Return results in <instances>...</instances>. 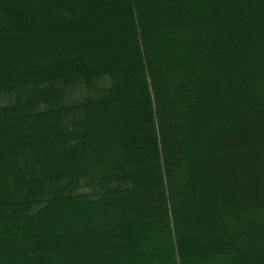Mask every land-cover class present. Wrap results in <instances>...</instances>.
Returning <instances> with one entry per match:
<instances>
[{"label": "trees", "instance_id": "trees-1", "mask_svg": "<svg viewBox=\"0 0 264 264\" xmlns=\"http://www.w3.org/2000/svg\"><path fill=\"white\" fill-rule=\"evenodd\" d=\"M3 4L0 264H264V0Z\"/></svg>", "mask_w": 264, "mask_h": 264}, {"label": "rangeland", "instance_id": "rangeland-1", "mask_svg": "<svg viewBox=\"0 0 264 264\" xmlns=\"http://www.w3.org/2000/svg\"><path fill=\"white\" fill-rule=\"evenodd\" d=\"M6 0H0V5H4L3 3L5 2ZM16 1V0H15ZM15 1L14 0H7V6H8V4L9 3H15ZM19 7L20 8H22L23 6L20 4L19 5ZM108 13V15L111 13L110 11H107ZM26 14V12L23 14V15H25ZM49 15V14H48ZM47 15V16H48ZM18 20H19V18H17V22L16 23H18ZM45 22V24L48 26V28H50V29H52V30H56V31H59L58 30V27H56L54 24H51L50 22H47V21H44ZM96 24H98V23H96ZM17 27L20 29V27H21V24H17ZM65 31V30H64ZM28 35V34H27ZM42 38H36V39H34L32 42H34V41H36V43H37V45L38 46H40V45H42V44H47V42H49L50 40H48L47 38H46V36H41ZM28 39V38H27ZM45 41V42H44ZM33 44V43H32ZM90 154H88V155H95L94 153H96V151H94V149H91V151L89 152Z\"/></svg>", "mask_w": 264, "mask_h": 264}]
</instances>
